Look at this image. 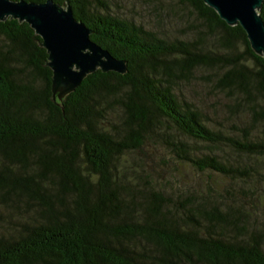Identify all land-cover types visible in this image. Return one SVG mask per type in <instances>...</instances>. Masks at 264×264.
Here are the masks:
<instances>
[{
	"label": "trees",
	"instance_id": "16d2710c",
	"mask_svg": "<svg viewBox=\"0 0 264 264\" xmlns=\"http://www.w3.org/2000/svg\"><path fill=\"white\" fill-rule=\"evenodd\" d=\"M66 4L126 72L95 70L52 101L40 39L0 21V264H264V61L240 27L200 0L169 1L189 20L180 35L111 15L107 0ZM258 16L264 26V0ZM198 79L247 114L235 136L177 100ZM149 141L236 187L218 193L177 172L159 183L127 160ZM195 143L246 163L200 157Z\"/></svg>",
	"mask_w": 264,
	"mask_h": 264
},
{
	"label": "water",
	"instance_id": "95a60500",
	"mask_svg": "<svg viewBox=\"0 0 264 264\" xmlns=\"http://www.w3.org/2000/svg\"><path fill=\"white\" fill-rule=\"evenodd\" d=\"M226 26L238 25L250 50L264 61V26L258 16L263 0H200ZM25 23L40 39L46 54V67L51 72V99L60 100L72 92L95 70L101 73L126 72L125 62L89 40L91 31L74 20L66 4L61 7L45 0L42 3L22 0H0V21Z\"/></svg>",
	"mask_w": 264,
	"mask_h": 264
},
{
	"label": "rangeland",
	"instance_id": "374dc122",
	"mask_svg": "<svg viewBox=\"0 0 264 264\" xmlns=\"http://www.w3.org/2000/svg\"><path fill=\"white\" fill-rule=\"evenodd\" d=\"M170 0H107L108 12L118 18L132 21L135 24L144 25L152 30L165 28L168 34L180 35L182 27L188 25L187 16L177 11L170 10L168 3ZM160 9L162 11H160ZM161 20V21H160ZM162 22V23H160ZM177 100L184 101L194 106L200 113L203 123L212 131H220L224 136H235L237 132L233 127L241 125L247 120V114L241 117L229 113L226 108L225 98L216 93L212 84L205 80L198 79L188 85H182L176 92ZM194 147L200 157L215 155L220 161L232 165H242L246 163L243 157L236 156L228 152L223 147L206 146L195 143ZM127 157V156H126ZM167 150L157 143L150 141L145 144L140 152L128 155V162L138 169L144 167L148 173L157 176L159 183L163 178L167 179L168 172H177L189 185H198L205 188L210 185L218 193L223 190L235 188L228 178H221L211 172L198 173L187 166H177L169 158ZM243 158V159H242ZM137 159H139L137 161ZM250 160V159H249ZM258 170L264 173V161L260 162ZM264 186V185H263ZM264 215L262 214L261 217Z\"/></svg>",
	"mask_w": 264,
	"mask_h": 264
}]
</instances>
